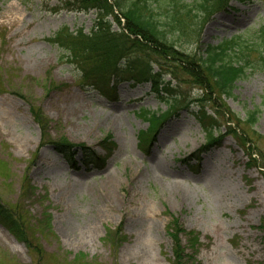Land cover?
I'll use <instances>...</instances> for the list:
<instances>
[{
	"label": "rangeland",
	"instance_id": "obj_1",
	"mask_svg": "<svg viewBox=\"0 0 264 264\" xmlns=\"http://www.w3.org/2000/svg\"><path fill=\"white\" fill-rule=\"evenodd\" d=\"M72 2L0 0V204L24 237L0 222V264H171L172 217L190 234L181 235L183 264H264V70L251 67L264 0H231L206 15L200 0H182L196 7L168 33L177 50L198 56L241 36L248 65L222 95L183 71L171 78L172 62L150 55L173 92L163 96L123 66L101 81L82 77L53 40L92 29L96 10L67 9ZM120 19L109 18L115 32ZM152 112L167 117L156 127Z\"/></svg>",
	"mask_w": 264,
	"mask_h": 264
},
{
	"label": "trees",
	"instance_id": "obj_2",
	"mask_svg": "<svg viewBox=\"0 0 264 264\" xmlns=\"http://www.w3.org/2000/svg\"><path fill=\"white\" fill-rule=\"evenodd\" d=\"M164 1L163 3L168 8L165 15H161L157 11L163 8L159 0H73L65 7L78 11L96 10L95 23L87 34L81 29L74 32L63 29L54 36L53 40L60 48L67 51L70 58L77 62L78 68L83 73L82 77L87 80L91 79V75L92 78L96 77L95 79L114 76L123 66L124 74L131 75L136 82L150 83L156 94L172 95L169 82H165L163 79L162 67L158 66L159 61L150 57V55H154L172 62V66H170L172 70L167 72L171 74V78H174L175 72L180 70L194 78L197 84L204 87V90L207 89L206 85L210 81L222 95H230L235 81L244 74L243 66L248 65L247 56L244 54L245 50L250 47L248 41L241 36L225 40L216 46L206 47L198 56L179 51L169 40L168 33L179 30L178 27L176 28L179 23L178 17L194 18L193 13L196 6L183 3L182 0ZM228 1L231 0H200L196 5L206 15L225 6ZM232 1L243 3L252 0ZM72 4L76 6H71ZM153 4H157L158 9L157 6L153 7ZM170 11H173L174 17L169 14ZM109 18L119 24L121 23L120 18H122L123 29L117 32L112 30ZM163 18L164 22H162ZM258 32V42L251 44L258 48L256 51L259 53V63L251 67L264 70V25L259 28ZM230 50L236 62L232 61V57L228 53ZM122 60L124 61L123 65L121 64ZM85 65H88L87 69ZM154 65L158 68H154ZM101 79L99 80L101 81ZM196 101L204 102V99L200 96ZM203 107L199 105L198 109L202 110ZM256 113L255 111L249 113L248 119L251 123L255 122ZM34 115V117H38L36 118L37 122L41 124L43 121L40 114L34 113ZM151 115L158 122V124L155 123L156 127L167 117V114L159 116L154 112ZM201 115H198V119L204 129L211 130L216 126L212 116L208 117L204 112ZM151 125L149 122L147 132L150 131ZM209 138V143L218 140L212 135ZM57 145L61 152L67 153H70L74 147L66 141L58 142ZM0 222L13 236L21 240L24 239L22 227L16 214L2 204H0ZM167 231L173 243L171 264H183L184 247L181 245V235L188 236L190 234L180 226L174 217L170 219ZM190 239L189 241H191Z\"/></svg>",
	"mask_w": 264,
	"mask_h": 264
}]
</instances>
